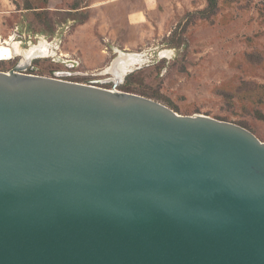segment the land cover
Returning <instances> with one entry per match:
<instances>
[{
    "label": "water",
    "instance_id": "1",
    "mask_svg": "<svg viewBox=\"0 0 264 264\" xmlns=\"http://www.w3.org/2000/svg\"><path fill=\"white\" fill-rule=\"evenodd\" d=\"M55 75L0 71V264H264V141Z\"/></svg>",
    "mask_w": 264,
    "mask_h": 264
},
{
    "label": "rangeland",
    "instance_id": "2",
    "mask_svg": "<svg viewBox=\"0 0 264 264\" xmlns=\"http://www.w3.org/2000/svg\"><path fill=\"white\" fill-rule=\"evenodd\" d=\"M0 0V44L16 54L0 71L23 62L25 73L159 100L184 115L205 114L246 127L264 141V0ZM18 49V50H17ZM120 51L141 62L116 83L107 69ZM29 54V53H28Z\"/></svg>",
    "mask_w": 264,
    "mask_h": 264
},
{
    "label": "bare ground",
    "instance_id": "3",
    "mask_svg": "<svg viewBox=\"0 0 264 264\" xmlns=\"http://www.w3.org/2000/svg\"><path fill=\"white\" fill-rule=\"evenodd\" d=\"M7 45L8 44L6 43L0 44V59L13 57L16 54L15 50L13 52L11 46ZM37 52L45 54L46 52H48L47 47L45 45L43 46L42 44H40L39 46H32L31 50L29 49L28 51L29 54L27 53V56L24 57L23 62L19 65L22 71H25L27 69V66L29 64L28 62L30 61V55H33L34 53L36 54ZM141 57V54L138 53H125L120 51L119 56L113 60V62L107 69L116 76V84L121 82L125 75L142 61ZM111 90L118 91V89L116 88Z\"/></svg>",
    "mask_w": 264,
    "mask_h": 264
},
{
    "label": "trees",
    "instance_id": "4",
    "mask_svg": "<svg viewBox=\"0 0 264 264\" xmlns=\"http://www.w3.org/2000/svg\"><path fill=\"white\" fill-rule=\"evenodd\" d=\"M207 6L203 11H200V15L203 18H208L215 15L219 9V0H206Z\"/></svg>",
    "mask_w": 264,
    "mask_h": 264
},
{
    "label": "built area",
    "instance_id": "5",
    "mask_svg": "<svg viewBox=\"0 0 264 264\" xmlns=\"http://www.w3.org/2000/svg\"><path fill=\"white\" fill-rule=\"evenodd\" d=\"M59 71H63V72H67L68 73V76L61 77L63 79L70 80L69 77H71L73 75V72L71 70H58V71H54V75L53 76H57V75H55V73L59 72Z\"/></svg>",
    "mask_w": 264,
    "mask_h": 264
},
{
    "label": "flooded vegetation",
    "instance_id": "6",
    "mask_svg": "<svg viewBox=\"0 0 264 264\" xmlns=\"http://www.w3.org/2000/svg\"><path fill=\"white\" fill-rule=\"evenodd\" d=\"M40 44H42V45L44 46V42L41 41ZM40 44H39V45H40ZM39 45H37V46H39Z\"/></svg>",
    "mask_w": 264,
    "mask_h": 264
}]
</instances>
